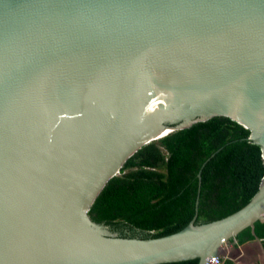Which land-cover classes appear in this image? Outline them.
<instances>
[{"label": "water", "instance_id": "95a60500", "mask_svg": "<svg viewBox=\"0 0 264 264\" xmlns=\"http://www.w3.org/2000/svg\"><path fill=\"white\" fill-rule=\"evenodd\" d=\"M214 117L264 163V0H0V264H206L240 210L125 238L89 213L145 145ZM161 138V139H160Z\"/></svg>", "mask_w": 264, "mask_h": 264}, {"label": "trees", "instance_id": "16d2710c", "mask_svg": "<svg viewBox=\"0 0 264 264\" xmlns=\"http://www.w3.org/2000/svg\"><path fill=\"white\" fill-rule=\"evenodd\" d=\"M250 136L249 130L228 118L214 117L145 145L108 183L89 218L141 239L175 234L194 218L197 176L196 224L240 210L258 192L264 177L261 148ZM234 239L239 245L258 240L264 251V222H256ZM217 256L223 258L222 249Z\"/></svg>", "mask_w": 264, "mask_h": 264}, {"label": "crops", "instance_id": "0c3cea01", "mask_svg": "<svg viewBox=\"0 0 264 264\" xmlns=\"http://www.w3.org/2000/svg\"><path fill=\"white\" fill-rule=\"evenodd\" d=\"M222 256L229 264H264V251L258 240L239 245L232 239L222 248Z\"/></svg>", "mask_w": 264, "mask_h": 264}, {"label": "flooded vegetation", "instance_id": "af4514ba", "mask_svg": "<svg viewBox=\"0 0 264 264\" xmlns=\"http://www.w3.org/2000/svg\"><path fill=\"white\" fill-rule=\"evenodd\" d=\"M110 227V226H108ZM111 231L116 232L117 236L125 237V238H139V235L133 236L128 231L118 232V229H115L114 227H110Z\"/></svg>", "mask_w": 264, "mask_h": 264}, {"label": "built area", "instance_id": "2783aa9c", "mask_svg": "<svg viewBox=\"0 0 264 264\" xmlns=\"http://www.w3.org/2000/svg\"><path fill=\"white\" fill-rule=\"evenodd\" d=\"M224 263H225V260L218 256H214L210 259H207L206 261V264H224Z\"/></svg>", "mask_w": 264, "mask_h": 264}, {"label": "rangeland", "instance_id": "374dc122", "mask_svg": "<svg viewBox=\"0 0 264 264\" xmlns=\"http://www.w3.org/2000/svg\"><path fill=\"white\" fill-rule=\"evenodd\" d=\"M109 229H110V228H109ZM110 231H111V229H110ZM111 233H112L113 235H117L116 232L111 231Z\"/></svg>", "mask_w": 264, "mask_h": 264}, {"label": "bare ground", "instance_id": "6f19581e", "mask_svg": "<svg viewBox=\"0 0 264 264\" xmlns=\"http://www.w3.org/2000/svg\"><path fill=\"white\" fill-rule=\"evenodd\" d=\"M165 137V136H164ZM161 139V138H160Z\"/></svg>", "mask_w": 264, "mask_h": 264}]
</instances>
